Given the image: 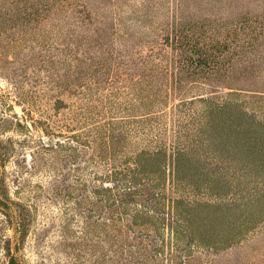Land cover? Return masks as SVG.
Segmentation results:
<instances>
[{"label": "trees", "instance_id": "obj_1", "mask_svg": "<svg viewBox=\"0 0 264 264\" xmlns=\"http://www.w3.org/2000/svg\"><path fill=\"white\" fill-rule=\"evenodd\" d=\"M66 1L0 0V55L14 45L27 49L15 57L19 69L30 70L28 88L15 81L13 91L29 110L13 117L38 132L56 189L88 200V211L110 225L111 263L187 264L200 247H230L258 230L264 187L244 196L238 186L211 203L189 194L204 184L226 194L233 186L219 169L246 186L245 175H264V123L238 99L264 104V78L256 77L264 70V0H86L58 20L56 9ZM46 27L67 32L61 49L48 45ZM65 93L83 104L60 119L68 107L58 95ZM48 104L54 113L44 109ZM111 110L124 115L80 134L53 128L73 132ZM131 132L140 149L121 151ZM30 144L0 139V215L12 232L1 234L0 225V264H23L27 209L10 195L5 166L13 153L24 168L34 167L39 152L24 151ZM90 166L91 179L83 172ZM118 223L149 228L146 259L133 255Z\"/></svg>", "mask_w": 264, "mask_h": 264}, {"label": "rangeland", "instance_id": "obj_2", "mask_svg": "<svg viewBox=\"0 0 264 264\" xmlns=\"http://www.w3.org/2000/svg\"><path fill=\"white\" fill-rule=\"evenodd\" d=\"M132 1L137 4L141 0ZM84 2L87 1L67 0L56 9V13L60 17H54L60 20L62 16L68 14L70 7ZM44 23L47 22L45 21ZM46 30L48 45H54L58 50L63 47L62 41L66 42L69 39L64 36L67 32L63 27L61 29L54 27L50 31L46 27ZM77 44L79 43L75 45ZM46 48L41 47V50L43 49V52H45ZM26 51L27 49L23 44L19 45V47L14 45L0 55V139L3 141H7L9 137L20 141L29 139L33 144L24 148V151L34 154L36 151L39 152L35 166L32 168H24L20 160H18V155L13 153L9 155L8 163L5 166L9 193L16 201L24 204L28 215L26 234L18 250L19 257L23 264H113L110 260L111 253L109 251V236L107 234L111 228L110 225L107 224L103 217L99 220L97 216H93L88 211L91 209L88 200H78L72 192L69 194L56 189L55 182L52 179V171L48 167H43L41 145L37 142L39 138L38 132L18 127L16 119L13 117L15 112L21 116L22 109L29 110L26 103L22 104L16 100L13 91V83L15 81L23 84L24 89L28 88L24 82H26L27 74L30 73V70L27 68L19 69L20 63L16 62L15 57L16 53L21 57ZM59 72L68 73L67 69H60ZM40 77L44 79L42 72L40 73ZM256 77L264 78V70L258 72ZM216 85L219 86L218 88H214L217 89V92L221 94L229 92L228 89L221 87L222 84L212 83L211 86L215 87ZM255 87L258 86L255 84ZM58 97L68 107V109L63 108L59 110L60 119L66 113L69 117L70 110L74 108L73 106H76L75 109H77L80 104H83L80 99H76L74 96H67V93L58 95ZM251 98L249 95L238 97V99H244L248 103V109L250 108V111L254 112L255 117L264 123V104L261 108L258 103L257 105L260 107L258 108L255 101H252ZM8 103L14 107V110L9 107ZM50 105H44V109H48L49 113L52 114L54 112L51 110ZM109 113L103 117L98 116L97 119L91 120L86 124L84 123L81 126L78 125V127L82 128L76 127L73 132L68 131L64 127H56V125L53 128L65 135L80 134L96 125L99 120L105 119L106 121H110L112 120L111 116L124 115L122 113L117 114L113 110ZM31 117L37 119L39 115L38 113H33ZM132 129L133 131H137L136 127ZM135 133L131 132L132 135H135L134 138L130 135L122 139H127L131 144L124 148V144L120 142L121 151L140 149L141 145L139 143L141 142H138L140 140ZM142 145L144 146L145 144ZM119 153L121 154V152L118 151V155L120 156ZM202 163V169H206V172L209 173L208 168L210 164L205 161H202ZM94 171L92 166L83 170L89 179L92 178ZM101 172V170H97L96 173L100 175ZM218 172L225 180L231 183L233 188L226 190V194L220 192L219 194L222 196L219 197L206 187L207 184L199 185V189L193 188L190 191L189 197L198 201L211 203L224 199L231 191H234V189L236 191L238 186L243 189L244 196L248 195L251 187L256 194L254 185H257L256 189L258 191L264 187V180H261L264 179V175L255 173V171L253 174L245 175L247 186L244 183L239 184L237 181L238 177L234 178L232 173L223 174L220 169ZM170 194H172L171 191ZM86 196L89 197L88 194ZM122 224L118 223L116 226L123 228V235L131 243L130 247L133 250V255L139 257L138 259L141 260L146 259L149 255V245L145 233L149 232V228L147 226H133L128 229L127 226H122ZM0 225L1 234H12L10 227L4 223L1 215ZM192 255L187 264H264V224L258 226V230L255 232L247 234V238L230 247L222 246L216 249L200 247ZM0 260H3V253H0ZM137 264L140 263L138 262ZM145 264H149V262L147 261Z\"/></svg>", "mask_w": 264, "mask_h": 264}, {"label": "water", "instance_id": "obj_3", "mask_svg": "<svg viewBox=\"0 0 264 264\" xmlns=\"http://www.w3.org/2000/svg\"><path fill=\"white\" fill-rule=\"evenodd\" d=\"M16 110H18V108H16ZM22 113V112H21Z\"/></svg>", "mask_w": 264, "mask_h": 264}]
</instances>
